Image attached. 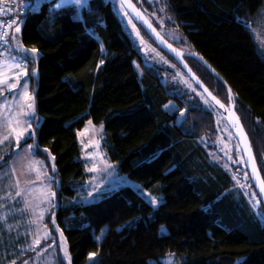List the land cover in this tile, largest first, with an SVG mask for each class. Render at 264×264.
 <instances>
[{
  "label": "trees",
  "instance_id": "16d2710c",
  "mask_svg": "<svg viewBox=\"0 0 264 264\" xmlns=\"http://www.w3.org/2000/svg\"><path fill=\"white\" fill-rule=\"evenodd\" d=\"M54 1L30 7L17 24L24 45L41 53L38 77L30 74L41 119L35 153L47 158V149L55 156L59 200L75 195L87 178L78 130L88 119L105 124L104 146L119 171L145 187L161 183L164 197L155 207L132 187H123L93 203L61 206L57 218L73 264H87L92 252L99 253V264H164L171 253L185 256L183 264H264V205L253 207L232 172L213 157V104L170 67L146 65L113 0H88L78 15L75 8H54ZM135 1L160 31L154 11L155 5L163 7L167 27L181 40L163 34L203 56L231 86L264 177V56L248 26L264 0ZM186 60L229 103L226 85L202 61ZM28 66L36 67L31 59ZM170 102L178 108L169 111ZM11 156L0 160V171ZM246 173L261 200L247 167ZM104 226L108 230L98 241ZM11 239L10 245L0 241V264H23L34 249L17 252Z\"/></svg>",
  "mask_w": 264,
  "mask_h": 264
},
{
  "label": "rangeland",
  "instance_id": "374dc122",
  "mask_svg": "<svg viewBox=\"0 0 264 264\" xmlns=\"http://www.w3.org/2000/svg\"><path fill=\"white\" fill-rule=\"evenodd\" d=\"M113 1L125 29L131 35L146 65L170 67L181 82L210 105L211 102L197 90L184 70L172 63L147 39L120 0ZM60 2L61 0H55L54 8L59 9L57 4ZM155 8L157 11H154V16L157 17L162 33L173 41H180L181 34L167 27V17L163 7L155 5ZM248 26L264 56V4L251 18ZM17 28L20 29L19 32L16 31ZM21 30L22 24L18 23L14 28L13 39L7 45V54L0 61V160H4L12 153L9 165L0 171V241L4 245H10L11 237V243L19 246L17 252L20 253L34 249L23 264H73L65 231L57 218L61 206L93 203L123 187H132L157 207L164 200L161 192L162 184L145 187L137 180L122 174L118 163L110 159L104 146L105 124L88 119L84 127L78 130L81 159L87 178L83 184L76 187L75 195L59 200L55 156L47 149H44L47 158L35 153L38 147L37 127L41 125V119L36 110L37 84L33 85L34 89L31 87L33 82L30 74L33 73L38 77L37 63L41 53L36 48L24 45L21 40ZM33 49L35 51H32ZM24 57H27V60H24ZM29 59L36 65L33 70L29 69ZM136 68L139 72L142 71L138 62ZM29 104L32 105L31 108L28 107ZM210 107L217 128V136L213 140L216 153H213V157L221 160L232 172L237 185L252 204L261 201L256 194L253 198L255 192L248 181L245 160L232 128L220 112ZM166 108L174 111L178 105L170 102ZM184 115L185 112L182 111L180 119ZM28 121L31 122L30 126ZM29 133H32L33 140L22 144L31 138ZM107 230L108 226L101 228L97 235L98 241H101ZM167 231L163 226L162 233ZM91 254L94 255L89 257L87 264H99V253ZM185 259L183 255L171 253L162 260L164 264H183Z\"/></svg>",
  "mask_w": 264,
  "mask_h": 264
},
{
  "label": "water",
  "instance_id": "95a60500",
  "mask_svg": "<svg viewBox=\"0 0 264 264\" xmlns=\"http://www.w3.org/2000/svg\"><path fill=\"white\" fill-rule=\"evenodd\" d=\"M140 1V0H139ZM121 4L133 18V20L142 27L157 46L168 53L181 66L184 72L199 87L205 97L213 104V106L224 116L227 123L232 128L236 139L240 145L246 167L252 179V182L258 192L261 202L264 205V177L258 165L252 142L249 134L236 110L234 101V92L228 82L218 73L215 68L200 54L195 51L184 50L173 42H171L152 22L149 14L143 6H140L135 0H120ZM186 57H194L202 61L205 66L210 69L227 87L229 95V103L220 99L198 76V74L189 65Z\"/></svg>",
  "mask_w": 264,
  "mask_h": 264
},
{
  "label": "built area",
  "instance_id": "2783aa9c",
  "mask_svg": "<svg viewBox=\"0 0 264 264\" xmlns=\"http://www.w3.org/2000/svg\"><path fill=\"white\" fill-rule=\"evenodd\" d=\"M44 0H0V61L7 54L11 29L30 7H38Z\"/></svg>",
  "mask_w": 264,
  "mask_h": 264
},
{
  "label": "snow or ice",
  "instance_id": "6c2138e0",
  "mask_svg": "<svg viewBox=\"0 0 264 264\" xmlns=\"http://www.w3.org/2000/svg\"><path fill=\"white\" fill-rule=\"evenodd\" d=\"M70 7V8H75L77 11V15L79 14V10L81 8H87L88 7V0H61L60 3L57 4V8H65V7ZM17 32L20 31L19 28L16 29ZM32 51H35V49H33ZM24 60H27V57L23 58ZM24 87H26V85H24ZM29 108L32 107L31 104L28 105ZM30 115V113H29ZM27 123H29L30 126V121H28ZM32 133H29V137H31ZM54 170V169H53ZM243 187V186H241ZM262 191H264V188H262ZM253 198H255V193H253ZM261 201H255V203L253 204V207H256L257 205L261 204ZM94 255V254H90Z\"/></svg>",
  "mask_w": 264,
  "mask_h": 264
}]
</instances>
